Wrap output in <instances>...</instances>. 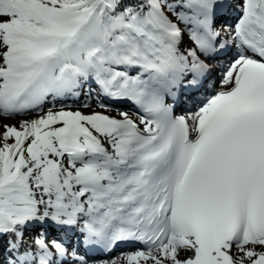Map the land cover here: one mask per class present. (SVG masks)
<instances>
[{
	"label": "snow or ice",
	"instance_id": "snow-or-ice-1",
	"mask_svg": "<svg viewBox=\"0 0 264 264\" xmlns=\"http://www.w3.org/2000/svg\"><path fill=\"white\" fill-rule=\"evenodd\" d=\"M33 112L0 264H264V0H0V116Z\"/></svg>",
	"mask_w": 264,
	"mask_h": 264
},
{
	"label": "rangeland",
	"instance_id": "rangeland-1",
	"mask_svg": "<svg viewBox=\"0 0 264 264\" xmlns=\"http://www.w3.org/2000/svg\"><path fill=\"white\" fill-rule=\"evenodd\" d=\"M221 24H218V26H220ZM45 111L48 109V105H45ZM99 110V109H98ZM185 111H182V113H184ZM38 113L37 112H33L31 113L30 115H17L15 117H12V118H4L2 116H0V122H5V123H9V124H18V122L20 120H23V119H31L34 115H37ZM113 115H115V112L111 113ZM131 114V113H130ZM116 255V254H114ZM118 255V254H117Z\"/></svg>",
	"mask_w": 264,
	"mask_h": 264
},
{
	"label": "bare ground",
	"instance_id": "bare-ground-1",
	"mask_svg": "<svg viewBox=\"0 0 264 264\" xmlns=\"http://www.w3.org/2000/svg\"><path fill=\"white\" fill-rule=\"evenodd\" d=\"M216 80V78L215 79H213V81H215ZM98 110V109H97ZM115 254V251L113 252V253H111V255H114Z\"/></svg>",
	"mask_w": 264,
	"mask_h": 264
}]
</instances>
